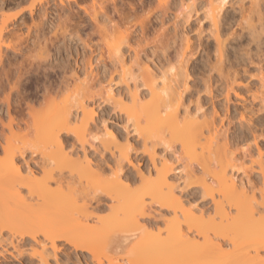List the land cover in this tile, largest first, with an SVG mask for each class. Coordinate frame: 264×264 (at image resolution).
Here are the masks:
<instances>
[{"label":"snow or ice","instance_id":"snow-or-ice-1","mask_svg":"<svg viewBox=\"0 0 264 264\" xmlns=\"http://www.w3.org/2000/svg\"><path fill=\"white\" fill-rule=\"evenodd\" d=\"M30 7L36 9L30 26L16 36H0V55L16 53L24 59L25 69H39L43 79L33 90L21 83L25 72H18L0 89V166L10 146H22L15 158L20 167L9 175L28 179L34 175L45 187L62 191L71 206L63 215L0 214V240L5 241L0 246V264H85V260L93 264L90 242L71 230H61L64 216H82L89 210L91 188L59 189L39 165L35 170L29 167L33 158L41 160L36 135L53 98L61 105L68 99L71 107L67 121L48 130L61 141L65 135L70 137L63 157L94 170L102 180L127 181L131 198L121 220L138 238L152 241L143 250L149 258L141 264H235L188 259L205 250L184 241L185 236L187 241L197 236L185 227L186 217L200 218L205 208L203 223L220 224L212 202L223 194L210 195L202 169L180 143L173 147L166 131L161 138L145 122L142 108L154 103L161 87L169 85L170 102L178 109L174 124L186 135L196 136L199 131L189 121L204 111L201 102L209 111L213 105L219 109L213 154L221 163L227 162L226 175L239 173L235 187L228 186L235 202L231 217L243 216L249 235H255L258 225L262 241L258 255L264 258V0H186L178 14L168 15L164 27L159 21L175 12L167 0L151 6L149 0H48L47 4L34 0ZM203 41H209L207 53L201 49ZM161 51L164 63L156 59ZM217 98L221 103L216 104ZM189 108L195 116L189 115ZM208 135L206 131L204 136ZM166 152L172 157L166 159ZM161 181L167 198L162 207L169 223H161L157 232L149 213L155 214L161 206L141 190L146 183L159 186ZM174 209L177 215L172 217ZM173 232H179L181 239L174 240ZM249 251L257 255L255 249Z\"/></svg>","mask_w":264,"mask_h":264},{"label":"bare ground","instance_id":"bare-ground-1","mask_svg":"<svg viewBox=\"0 0 264 264\" xmlns=\"http://www.w3.org/2000/svg\"><path fill=\"white\" fill-rule=\"evenodd\" d=\"M179 5V7L182 9L185 5L184 1L181 0ZM33 11L34 9H30L29 14H33ZM13 20L16 19L13 18ZM10 23H12V21H10ZM11 27L12 26H10V24L5 21L1 27V36L5 35L7 30H11ZM233 51L235 50L233 49L232 52ZM233 54L235 55V52H233ZM234 55L232 58L235 59ZM3 60V55H1V64L4 62ZM23 65L24 61L18 64H14L12 66L8 64L7 69L1 67L0 89L4 88L5 85L9 83V80L13 79L18 72H25V78L21 81L23 85L35 90L42 84L43 77L40 70L37 69L35 71H28L23 67ZM29 68H31V65H29ZM171 89V85H169L167 88L161 87L160 94L156 97L154 103L149 104L148 106H144L142 108V112H144V118L145 120L147 119V123H150L155 130H157L158 128L160 130L161 128L168 130L171 134L169 140L171 142H179L182 151L187 152L188 150H191V148H199L203 151H206L209 157L213 156L214 158L212 157V159L215 162L214 165L216 164L215 170H213V168L212 170L210 169V165L212 163V160L210 159L203 163L201 169L203 171L204 178L211 179L212 183L217 186L216 188H218V191L216 192H218V196L221 195V193L223 194L221 200H214L212 202L214 209L213 213L220 216L221 223L216 224L214 221H211L208 224L194 225L193 230H195L197 233L196 238H203V240L208 244V246H206L205 248V253L212 256L214 260L231 261L235 262V264H260L261 259L264 258L258 255L259 247L262 244L261 238L259 236L258 225L256 226V233L255 235H253L254 240L252 241V243L249 244L250 246L248 248L245 246L241 248L242 245L239 242L240 234L246 232L244 229L245 219L243 216L236 218L231 217V208L234 206L235 202L232 199V193L228 187L229 185L235 187L236 181L239 179V173L226 175L225 172L227 168V162L221 163L216 159L215 155L213 154V148L215 145L216 137V127L214 126V122L211 123V125L210 123L208 124V114L206 112H201L199 117H196L194 121H189L190 127H194L199 130L197 135H186L183 129L179 128L174 124L175 114L178 109L170 102ZM69 103V100L65 99L63 104L61 105L58 104L54 98L52 99L50 110L47 111L45 115L41 118L36 135V142L41 146V160L36 161L35 158H33V163L29 167L35 170L37 165H39L40 168L46 172L47 176L51 177L57 183L59 189L68 188L70 191L75 192L77 190H80L81 188H91L89 210H92L93 212H97L102 207L106 206L105 202H109V204L107 205H109V209L112 211L121 208H124L126 210L129 207V200L131 198L130 194L127 192L125 187L127 181L125 180L123 181V183L108 182L102 180L95 173L94 170L84 169L69 162L62 155V149L64 147V144L69 142H66L64 139L62 141L59 140L58 136L54 138L48 131L50 128L58 126L61 120L65 122L67 121V119L69 118V113L71 112V107L69 106ZM187 111L190 116H195V112H192L191 109V112L188 109ZM165 113H167V115H165ZM165 123H167L168 125L166 128L163 127ZM206 131L209 132V135L207 137L204 136V133ZM199 138H203L204 143H200ZM21 151H23L22 147L9 148L7 158L4 160V169L3 175L0 177V185L5 193L6 200L1 202L0 198V214L17 217V211H19L20 209L18 208L19 205H21V208L22 206L25 207L24 205L28 207L35 205V208L37 206V210H40L42 208L49 212L61 210L63 208V203H65V197L62 191L57 192L55 190L45 187L44 182L38 181L34 175L32 179H28L26 176L9 175V173L14 172L15 168L20 167L19 165L15 164V158L16 153ZM217 168L220 169L219 172H217ZM168 171L169 173H171L172 169L169 168ZM85 173L88 174V177L83 180V176ZM21 185H24V187L22 188ZM163 186V181L160 182L159 186H152L146 183L145 187L141 190L142 193H147L153 196V199L155 200L156 204L161 206L158 207L159 212L161 210L163 212L165 211L162 205L166 202L167 199L164 192L161 190ZM207 187L209 194L211 195L213 189L208 184ZM25 192H28L29 194L25 196ZM32 201H36V203L38 202V204H32ZM9 203L10 205L12 204L11 207L14 206V210L10 208V205L9 207L7 206ZM183 211L184 210L181 208L180 212L183 213ZM171 214L173 215V217L177 215L175 209L172 211ZM203 214L204 212L201 215L204 216ZM149 215L151 216L152 214ZM152 219L155 220L154 216H152ZM67 225L68 224H63L61 226V230H71L77 233L78 235L85 237L90 242L91 252L89 253V255L93 260V264H103L101 260L95 259L96 244H93V241L95 239L92 241L90 238L91 235L88 232L90 230L79 222L77 225L74 226ZM73 227H75L76 229ZM130 232L134 233L135 231ZM210 232L213 233V237L216 240L215 243L211 242V239L209 238ZM123 233L128 234L127 231H123ZM193 238L196 239L195 237ZM193 238L191 242L187 241V237L185 236L184 241L190 245H194ZM104 241H101L102 243L104 242V246L101 245V248L105 253L107 252L106 254L110 255L109 259L107 258L106 260L107 264H117L116 262L111 260V256H115L123 250L122 248L127 242V239L121 236V233H119L117 235H112L110 238H107V240ZM4 243L5 241L0 240V246H2ZM224 248H230L231 251L224 250ZM130 249H132V247ZM249 249H255L257 251V255H252ZM132 252L133 250L130 251V253ZM136 254L138 253H134L133 255ZM85 264H87L86 260Z\"/></svg>","mask_w":264,"mask_h":264},{"label":"rangeland","instance_id":"rangeland-1","mask_svg":"<svg viewBox=\"0 0 264 264\" xmlns=\"http://www.w3.org/2000/svg\"><path fill=\"white\" fill-rule=\"evenodd\" d=\"M180 1L181 0H167V3L172 5L175 8V12L166 13L165 16L159 21L160 27H164V21L167 19L168 15H176L180 12V10H181V8L179 7ZM182 1H184V4L186 3V0H182ZM33 2H34V0H0V32H1L2 24L5 21L8 24H10V26H12L11 27L12 29L9 31L7 30L5 33V35H8L10 37L18 35L25 27L30 26V24L34 18V15L36 14V9L30 7V5ZM43 2L45 4H47L48 0H43ZM53 2H54V0H53ZM158 2H159V0H149V5L151 6L152 3H158ZM179 8H180V10H179ZM30 9H34L33 14H29ZM13 18H15L16 20H13ZM10 21H12V23H10ZM153 27L155 28L156 25H153ZM173 28H175V25H173ZM0 36H1V34H0ZM175 37H176V34L174 32L173 36L171 38L172 39V48L169 49L170 55L174 54ZM168 43H169L168 41H165V46H167ZM208 44H209V41H203L201 44V49L205 53L208 52V47H207ZM233 52H235V51H233ZM233 52L231 53V59L235 60L234 58H232L234 55ZM163 55H164L163 51L157 53V55H156V59L160 60L161 63L165 62L163 59H161L163 57ZM213 55H214V48H213ZM198 56H199V53L197 54V57ZM3 59H4L3 60L4 62L2 64L0 62V82H1V67H4V69H7L8 64L12 66L14 64H18V63L24 61L23 58L18 59L16 53H12L11 55H3ZM195 59L196 58L194 57L192 61H189L188 66H187L188 69L192 68ZM217 83L222 90L223 84H221L219 81ZM188 95L190 96V94H188ZM213 95L215 96V90L213 91ZM189 102L191 103L190 98H189ZM219 103H221V101L219 98H217L216 104H219ZM148 105H145V106H148ZM201 106L204 108V111L202 113L206 112L208 114V115L206 114L208 116L207 117V123L208 124L210 123V125H211V123L214 122V126H215V118H216L215 113H217L219 111V109H217L215 107V105H213L211 108V111H209L208 105L204 104L203 102H201ZM190 109L192 112H194L192 108H189L188 110L190 111ZM142 114H144V112H142ZM145 122L147 123V119L145 120ZM164 128H166V127H164ZM156 131H158L157 133L161 135V138H163V132L166 131L168 134V142L173 147L175 146L176 142H171L169 140L171 137V134L169 133L168 130L162 129V128L160 130L158 128ZM63 139L66 142L70 143V137L64 136ZM20 147H22V146H20V145L10 146V148H20ZM197 151H199V155H197ZM186 153L189 154L191 156V158L196 161V164L198 165V167L200 169H201V166L203 165V163H205L209 159L212 160V163H211L212 166L210 165V167H211L210 169L212 170V168H213V170H215L216 164L214 165L215 162L212 159L213 156L209 157L208 153L206 151H203L199 148H196V149L191 148V150H188ZM164 156L166 159H168L169 157L172 156V153L166 152V153H164ZM169 163H171L170 160H169ZM0 167H2V170L4 169L3 165ZM87 175L88 174H86V173L84 174L83 180H85L88 177ZM207 179L209 181L208 185H210L212 187L213 191H215V192L218 191V188H215V189L213 188L212 180L209 178H207ZM217 193L218 192H216V195H218ZM0 198H1V202L6 200L5 193H4L3 189L1 188V185H0ZM64 201H65V203H63V208L61 210L55 211V212H51V211L49 212V211L42 209V208L41 209L38 208L40 210H37V206L35 208V205H32L33 207L32 206L28 207V206L24 205L25 207L22 206V208L20 207L21 205H19L18 208H20V209H19V211H17L18 212L17 215L18 216L19 215L20 216H30V215L35 214L38 211L39 212L45 211L43 213L49 212V214H52V215H63L71 206L70 202L67 200V198H65ZM105 203H106V206L102 207L97 212H93L92 210H88L87 212L83 213L82 216H64V223L63 224H68V225L74 226V225H77L79 222V223L83 224L87 229H89L90 231H88V232L91 235V237H90L91 240L93 241L95 239L93 241V244L94 245L96 244V246H95L96 247L95 259L101 260L103 262V264H107L106 260H107V258L109 259V256H110V255L106 254L107 252L105 253L103 251V249L101 248L102 246H104L103 245L105 242L104 240H107V238H110L114 234L117 235V234L121 233V236L126 238L127 242L124 244V246L122 248L123 250L119 254H117L115 256H113V255L111 256V260H113L117 264H119V262H122L125 259L128 260V264H141V262L143 260L149 258L143 254V250L146 249L147 247H149L152 244V241L149 238L144 237V236H140L138 238V233H136L135 230L129 229L124 225V223L121 220V215L125 212L124 208L112 211L109 209V205H107V204H109V202H105ZM32 204H34V203H32ZM36 204H38V202ZM9 205H10V203L7 206L9 207ZM11 205H10V208H12L14 210V206L11 207ZM23 208H25V209H23ZM26 208H27V210H26ZM200 211L202 214L203 212L205 213L207 211V209L202 208ZM212 212H214L213 204H212ZM149 214H152L151 216H154V218H155V220L152 219V223L157 224V227H156L157 232L160 231L159 225L161 223L165 224V226H168L169 218L164 216V212L162 210L159 212V208L156 209L155 214H153V213H149ZM15 215H16V213H15ZM156 216H159L160 219L157 220ZM172 217H173V215H172ZM90 219H94L96 222L95 223H89ZM73 220H74V222H73ZM197 224H204L203 223V216L200 218H193V217L187 216L185 227H189V228L193 229V226L197 225ZM73 228H75V227H73ZM123 231L124 232L127 231L128 234L123 233ZM130 231H135V232L133 233ZM131 233H133V234H131ZM180 236H181V234L179 232H173L172 233V238L174 240H179L181 238ZM195 238H196V236H195ZM209 238L211 239V242H213V243L216 242L215 238L213 237L212 232L209 233ZM140 240H141V243H140ZM202 240H203V238H202ZM253 240H254L253 235H249L247 232H244V233L240 234V236H239V242L242 245L241 248L244 246L248 248L250 246L249 244L252 243ZM95 241H97V242H95ZM101 241H104V242L102 243ZM191 242H192V240H191ZM194 246L205 250V248H206V246H208V244L204 240H203V243L201 244V243H199V238H196V239H194ZM131 247H132V249H130ZM136 247L142 248V249H137ZM229 249L230 248H226V249L224 248V250H229ZM132 250H133V252L130 253V251H132ZM137 251H139V252H137ZM134 253H138V254L133 255ZM81 255H84V254H81ZM188 259L208 261V262H217L218 261V260H214V258H212V256H210L209 254H206L205 251H203L201 254L188 257Z\"/></svg>","mask_w":264,"mask_h":264}]
</instances>
